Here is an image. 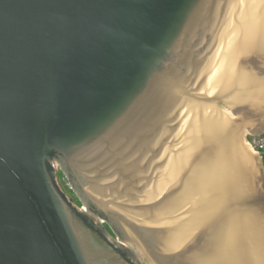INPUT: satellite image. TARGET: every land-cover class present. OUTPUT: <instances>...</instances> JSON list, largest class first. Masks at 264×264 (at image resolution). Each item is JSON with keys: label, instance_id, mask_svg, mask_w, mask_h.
<instances>
[{"label": "water", "instance_id": "95a60500", "mask_svg": "<svg viewBox=\"0 0 264 264\" xmlns=\"http://www.w3.org/2000/svg\"><path fill=\"white\" fill-rule=\"evenodd\" d=\"M244 126L264 0H0V264H264Z\"/></svg>", "mask_w": 264, "mask_h": 264}, {"label": "rangeland", "instance_id": "374dc122", "mask_svg": "<svg viewBox=\"0 0 264 264\" xmlns=\"http://www.w3.org/2000/svg\"><path fill=\"white\" fill-rule=\"evenodd\" d=\"M221 107L223 108V110L227 111V113H229L230 116L234 117L235 113H233V111H231V109H229L226 105H221ZM245 130V131H244ZM243 131V139L245 140V143L247 144L246 141V137L250 134H254V131H258L257 129H249L248 127L244 126L242 128ZM248 145V144H247ZM248 152L252 153V155L257 156L258 161L260 163V166L263 169L264 172V154L260 155L257 154L256 152H254L250 146L248 145ZM55 178L56 181L58 183V185L61 187V189L63 190V192L68 196V198L70 199V201L76 206L78 207V209H85V205L84 202L81 200V198L78 197V195H76V193L74 192V190L71 188L70 186V181L68 180L64 170L62 169V166L60 163L55 162ZM103 223V222H102ZM107 233L109 234V236L121 245H124L122 240L120 239L119 236H115L114 237V233L112 232V230L110 228L107 229Z\"/></svg>", "mask_w": 264, "mask_h": 264}, {"label": "built area", "instance_id": "2783aa9c", "mask_svg": "<svg viewBox=\"0 0 264 264\" xmlns=\"http://www.w3.org/2000/svg\"><path fill=\"white\" fill-rule=\"evenodd\" d=\"M247 144L257 154H264V132L259 134H250L246 137Z\"/></svg>", "mask_w": 264, "mask_h": 264}, {"label": "trees", "instance_id": "16d2710c", "mask_svg": "<svg viewBox=\"0 0 264 264\" xmlns=\"http://www.w3.org/2000/svg\"><path fill=\"white\" fill-rule=\"evenodd\" d=\"M81 215H82V217H83L85 220H88V219H89L86 215H84V214H81ZM108 228H109L108 226L105 227L106 230H107ZM102 234L105 235L104 232H102Z\"/></svg>", "mask_w": 264, "mask_h": 264}, {"label": "flooded vegetation", "instance_id": "af4514ba", "mask_svg": "<svg viewBox=\"0 0 264 264\" xmlns=\"http://www.w3.org/2000/svg\"><path fill=\"white\" fill-rule=\"evenodd\" d=\"M104 226H105V227H106V226H108V225H107V223H106V224H104ZM132 254H133V253H132Z\"/></svg>", "mask_w": 264, "mask_h": 264}]
</instances>
